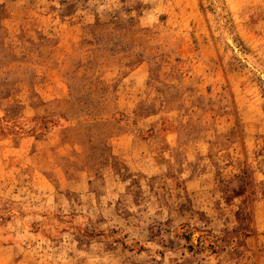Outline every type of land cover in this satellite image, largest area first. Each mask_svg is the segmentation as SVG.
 I'll return each instance as SVG.
<instances>
[{"label": "rangeland", "instance_id": "rangeland-1", "mask_svg": "<svg viewBox=\"0 0 264 264\" xmlns=\"http://www.w3.org/2000/svg\"><path fill=\"white\" fill-rule=\"evenodd\" d=\"M0 264H264V0H0Z\"/></svg>", "mask_w": 264, "mask_h": 264}, {"label": "bare ground", "instance_id": "bare-ground-1", "mask_svg": "<svg viewBox=\"0 0 264 264\" xmlns=\"http://www.w3.org/2000/svg\"><path fill=\"white\" fill-rule=\"evenodd\" d=\"M218 11V10H217ZM221 17V16H220ZM219 20H220V18H219ZM226 28V27H225ZM227 30H225V32H226ZM223 34H225V33H223ZM225 38V37H224ZM230 40V39H229ZM231 41V40H230ZM168 123V122H167ZM171 124V123H170ZM172 127V126H171Z\"/></svg>", "mask_w": 264, "mask_h": 264}]
</instances>
